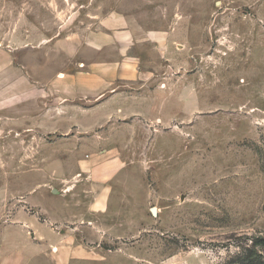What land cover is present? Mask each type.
<instances>
[{"label": "rangeland", "instance_id": "obj_1", "mask_svg": "<svg viewBox=\"0 0 264 264\" xmlns=\"http://www.w3.org/2000/svg\"><path fill=\"white\" fill-rule=\"evenodd\" d=\"M120 1L0 0V49L17 59L93 29ZM151 12L192 27L110 105L61 127L56 111L0 101V262L230 264L264 237V0Z\"/></svg>", "mask_w": 264, "mask_h": 264}, {"label": "crops", "instance_id": "obj_2", "mask_svg": "<svg viewBox=\"0 0 264 264\" xmlns=\"http://www.w3.org/2000/svg\"><path fill=\"white\" fill-rule=\"evenodd\" d=\"M167 1L121 0L93 29L23 50L14 58L18 63L10 51L0 49V101L16 94V101L25 105L18 114L56 111L62 120L58 126H72L71 118L64 117L71 110L98 112L142 86L152 72L165 67L170 51L180 42L179 32L192 27L181 13L151 12ZM6 113L0 110V120L7 118ZM25 258L32 260L5 254L0 264H23Z\"/></svg>", "mask_w": 264, "mask_h": 264}, {"label": "trees", "instance_id": "obj_3", "mask_svg": "<svg viewBox=\"0 0 264 264\" xmlns=\"http://www.w3.org/2000/svg\"><path fill=\"white\" fill-rule=\"evenodd\" d=\"M237 249L230 257V264H264V237L252 239L250 244L238 245Z\"/></svg>", "mask_w": 264, "mask_h": 264}]
</instances>
